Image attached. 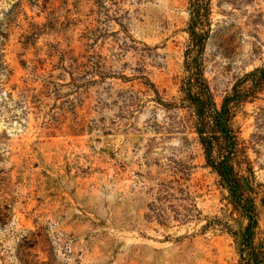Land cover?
<instances>
[{"label":"rangeland","instance_id":"374dc122","mask_svg":"<svg viewBox=\"0 0 264 264\" xmlns=\"http://www.w3.org/2000/svg\"><path fill=\"white\" fill-rule=\"evenodd\" d=\"M210 12L220 106L264 65V0ZM190 21L189 0H0V264H240L228 230L247 222L204 168L188 112L156 101L180 104ZM262 107L237 122L264 186Z\"/></svg>","mask_w":264,"mask_h":264},{"label":"trees","instance_id":"16d2710c","mask_svg":"<svg viewBox=\"0 0 264 264\" xmlns=\"http://www.w3.org/2000/svg\"><path fill=\"white\" fill-rule=\"evenodd\" d=\"M189 1L190 41L186 51L185 77L181 80L179 91L180 104L165 103L157 90L156 101L166 110L181 109L188 112L187 122L197 135L205 160L204 168L216 175L218 186L227 192L225 200L231 205V214H237L247 222L240 231L228 230L238 246L240 264H264V238L259 227L260 215L264 211V186L258 182L248 154L251 147L254 149L252 144L255 135L249 142L244 140L237 122V115L245 104L264 101L260 98L264 95V65L238 79L232 94L225 97L219 106L210 83L205 78L204 53L213 32L210 0ZM198 29L200 33L197 32ZM256 125H264V107L259 108ZM172 171L175 175H180L181 179L189 177L190 173L186 165L179 163L172 167ZM183 192L185 191L180 190V193ZM186 212L184 217L191 213L190 210ZM215 225L214 222H208L202 231L214 228Z\"/></svg>","mask_w":264,"mask_h":264}]
</instances>
